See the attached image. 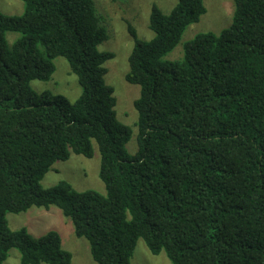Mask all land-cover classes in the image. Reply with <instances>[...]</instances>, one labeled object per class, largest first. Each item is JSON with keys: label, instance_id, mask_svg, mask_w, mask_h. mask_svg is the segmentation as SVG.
Wrapping results in <instances>:
<instances>
[{"label": "trees", "instance_id": "obj_1", "mask_svg": "<svg viewBox=\"0 0 264 264\" xmlns=\"http://www.w3.org/2000/svg\"><path fill=\"white\" fill-rule=\"evenodd\" d=\"M0 12V264H72L57 231H13L7 215L57 207L90 245L97 264H131L138 241L171 264H264V0H233L231 25L186 42L204 0L154 5L151 40L133 39L126 81L140 88L138 146L117 117L100 46L109 40L94 0H20ZM20 35L9 45L7 35ZM62 57L82 93L71 102L38 94ZM97 146L107 194L68 182L41 184L57 161L92 158Z\"/></svg>", "mask_w": 264, "mask_h": 264}, {"label": "rangeland", "instance_id": "obj_2", "mask_svg": "<svg viewBox=\"0 0 264 264\" xmlns=\"http://www.w3.org/2000/svg\"><path fill=\"white\" fill-rule=\"evenodd\" d=\"M102 24L107 28L109 40L100 46L103 52L115 54V58L106 63L107 83L114 88L117 99L116 112L118 119L132 129V138L127 144L131 156L138 153V113L134 103L139 98L140 88L126 81L129 72V56L134 43L128 30L131 24L141 40H151L154 33L150 30V15L154 5L165 14H169L178 0H94ZM206 13L200 21L187 28L177 47L165 59L178 61L183 58L184 44L203 33L219 34L232 23L234 14L233 0H204ZM0 12L7 16H21L24 3L20 0H0ZM20 35L9 33L7 39L12 46ZM56 67L51 80L33 81L32 88L38 93L51 92L62 95L75 102L82 90L76 75L71 73L68 62L62 58L54 59ZM100 153L94 146L92 158L72 154L67 161H57L49 171L42 186L46 189L68 182L78 192L95 191L106 195L104 183L100 179ZM9 228L13 231L26 229L33 237L40 238L50 231H57L62 239L63 249L72 255V264H97L91 255L90 245L84 238L75 234L69 218L57 207L50 209L33 207L25 213L7 215ZM20 253L13 249L3 264H21ZM131 264H171L167 255L151 254L143 240H139Z\"/></svg>", "mask_w": 264, "mask_h": 264}]
</instances>
